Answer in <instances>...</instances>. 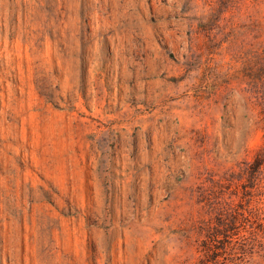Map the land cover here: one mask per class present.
Returning <instances> with one entry per match:
<instances>
[{"label":"rangeland","instance_id":"1","mask_svg":"<svg viewBox=\"0 0 264 264\" xmlns=\"http://www.w3.org/2000/svg\"><path fill=\"white\" fill-rule=\"evenodd\" d=\"M0 264H264V0H0Z\"/></svg>","mask_w":264,"mask_h":264}]
</instances>
